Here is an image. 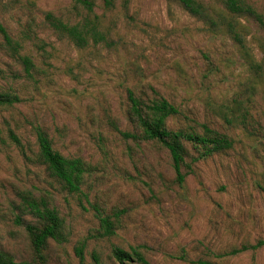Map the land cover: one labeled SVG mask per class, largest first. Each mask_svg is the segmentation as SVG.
<instances>
[{"label": "rangeland", "instance_id": "374dc122", "mask_svg": "<svg viewBox=\"0 0 264 264\" xmlns=\"http://www.w3.org/2000/svg\"><path fill=\"white\" fill-rule=\"evenodd\" d=\"M92 1L90 14L79 0H0V23L22 46L11 51L0 34V95L19 98L0 107V251L34 264H119L116 247L150 264H264V30L243 20L262 67L251 69L224 27L176 0ZM197 1L215 20L228 15L221 0ZM245 1L264 15V0ZM48 15L70 25L97 16L108 41L80 49ZM128 90L174 103L181 114L169 128L206 126L231 137L233 149L183 168L179 184L166 149L123 136L136 132ZM36 127L86 164L79 192L42 162ZM187 149L191 162L197 154ZM31 204L62 222V240L49 239L41 258L26 229L42 222ZM102 217L113 236H103Z\"/></svg>", "mask_w": 264, "mask_h": 264}, {"label": "trees", "instance_id": "16d2710c", "mask_svg": "<svg viewBox=\"0 0 264 264\" xmlns=\"http://www.w3.org/2000/svg\"><path fill=\"white\" fill-rule=\"evenodd\" d=\"M184 9L196 18L209 22L214 27H224L225 33L237 45L242 52L247 64L251 69H262L255 62L254 56L249 52L246 45L248 36V27L244 21H253L260 29L264 30V15L259 13L245 0H221L228 15L220 16L215 20L208 13L205 7L197 0H176ZM79 3L92 14L94 12V2L92 0H79ZM106 6L112 7V0H105ZM50 25L60 33L66 35L76 47L86 48L91 42L94 45L106 43L107 36L100 30V21L97 16L93 20L85 19L82 23L70 25L54 18L52 15L47 16ZM0 34L11 51L19 53L22 48L21 44L15 42L10 37L6 28L0 23ZM26 73L30 74L34 68L32 60L25 56L22 58ZM128 99L130 103L129 118L134 127V133H123V136L135 141L154 142L166 149L171 157L173 169L176 173L177 182L183 184L187 175L182 172L183 168L191 169L193 163L207 160L215 155L225 153L234 147V141L228 135L215 129L204 127L203 133L185 129H171L168 121L171 118L178 117L181 110L168 99L159 96L151 102H145L137 98L132 90H128ZM18 97L0 95V107L13 105L18 102ZM228 123L231 120L224 116ZM35 135L39 147V155L42 162L48 167L51 173L64 183L70 192H79L87 166L80 158H67L54 149L52 140L47 132L41 128H35ZM17 144H20L19 138L12 135ZM187 145L193 147L196 156L191 157L188 162L190 153ZM40 215L41 225H27L26 229L31 238L34 250L39 258L42 257V251L49 239L57 241L62 240L61 229L62 222L55 209L45 207L41 211L35 204H31ZM103 236L111 237L115 233L114 223L109 217L100 218ZM264 245V241L259 243ZM255 248V247H253ZM257 248V247H256ZM79 256L83 257V250L80 248ZM113 257L119 264H126L136 260L140 264H150L147 259L138 251L130 254L121 248L113 249ZM192 264H210L202 261H193ZM0 264H34L28 262H16L12 257L0 251ZM44 264V263H42ZM95 264H101L95 257Z\"/></svg>", "mask_w": 264, "mask_h": 264}]
</instances>
